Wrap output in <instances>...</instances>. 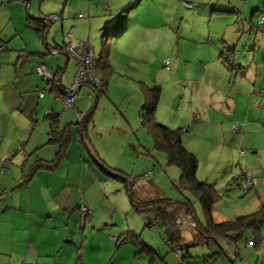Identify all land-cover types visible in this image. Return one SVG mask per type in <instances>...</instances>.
I'll use <instances>...</instances> for the list:
<instances>
[{"label":"crops","instance_id":"1","mask_svg":"<svg viewBox=\"0 0 264 264\" xmlns=\"http://www.w3.org/2000/svg\"><path fill=\"white\" fill-rule=\"evenodd\" d=\"M173 1L171 4V0H0V264H148L146 256L135 253V246L129 237L128 240L123 238L127 234H137L145 245L162 258L154 260L153 264H176L175 254L167 249L162 238L167 231L180 229L177 222L172 226L164 222H158L160 225L156 227L142 225L137 230L128 221L129 212L121 210L109 215L96 213L87 200L79 204H83L87 210L90 207L92 211L88 210L87 216L81 219L75 207L78 200L74 194V190L78 194H85L88 188H93L91 193L94 195L98 194L99 184L104 179L98 167L91 163L85 168L81 160L86 159L85 152L88 151L101 159L102 151L93 143L89 126L92 124V129L103 132L105 127L99 124L95 112L104 110L103 106L119 108L123 100L121 97H126L125 93L118 99L115 97L117 81L120 79L124 83L130 76L142 72L138 69L139 64L153 62L152 58L147 59V53H153L152 45L156 36L165 41L167 54L174 56L171 43L173 40L178 47V38L181 36L178 29L187 11L182 4L181 7L178 4L180 0ZM240 1L241 7L228 2L233 13L242 16L241 11L249 7L251 0ZM172 5L176 12L174 15H171ZM51 15L56 19L46 23L42 37L36 27L27 21L28 16L50 18ZM227 17V38L225 41L223 39L222 49L228 46L234 50L233 63L240 70L239 77L264 78V52H261L264 51V45L258 46L257 53H251L250 50L254 49L249 45L250 24H246L244 19L236 24L232 14ZM246 17L244 14L243 18ZM173 21H180L175 32L171 29ZM53 22L54 35L50 28ZM155 24L158 25L157 34L154 32ZM71 40L87 42L92 49L98 62L97 72L105 83V98L100 92L81 85L73 100V108H65L53 100L50 83L44 81L34 67L43 65L50 75L58 76V89H65L75 70V62L64 51V44ZM59 56L63 58L62 65ZM174 57L170 66L166 58H162L160 63L166 69L165 75L175 79L181 70L184 71V66L177 54ZM162 60H167L166 67ZM215 63V70L223 72L222 64H218V61ZM142 82L136 80L137 86L145 93L144 89L148 87ZM53 89L54 92L60 91ZM192 91L189 90L191 96ZM39 92H42L41 97L38 96ZM249 94L248 89L244 97H249ZM143 96L145 98V94ZM208 96L210 101H214L210 104L212 106L216 103L219 105L220 98H223L221 101L225 109L222 111L228 119H235V130L237 126L242 129V142L246 136L243 127L247 115L236 112L240 107V91L235 88L231 94L222 95L217 90ZM260 97L263 99L264 94ZM250 108L251 104L248 103L246 113ZM44 110H50L56 117L57 129L67 124L74 127L70 129L64 155L56 167L52 170L39 169L22 183L36 160L49 161L58 150L57 143L47 141L50 121L42 116ZM118 112L122 119L117 120L118 116L113 114L111 122L117 126L113 128L123 135L129 131L135 132L136 127H133L126 111ZM77 114H89V119L80 128V142L76 140L80 134L75 123ZM31 118L36 121L33 128L29 129ZM16 143L22 144L25 159L16 150ZM144 151L148 153L146 148ZM134 190L137 191L136 188ZM157 198L138 196L137 202ZM68 206L73 209L67 210ZM131 209L143 219L152 217L150 211H138L132 205ZM116 215L120 220L114 219ZM107 217L114 223H111L113 227L102 228L101 224L97 225L98 220L106 222ZM87 218L88 234L96 229L103 235L96 245H86L87 235L81 236L80 241L76 242L79 235L76 230L85 227ZM191 233H184V242L191 239ZM246 236L248 234L243 235ZM225 239L219 240V243L226 255L222 254L212 264H258L255 258L259 256L264 260V232H261V244L256 252L245 247L243 239H234V243ZM202 240L200 238L198 245L191 250L193 257L186 264H203L199 256L211 248L216 249L214 245L203 244Z\"/></svg>","mask_w":264,"mask_h":264},{"label":"rangeland","instance_id":"2","mask_svg":"<svg viewBox=\"0 0 264 264\" xmlns=\"http://www.w3.org/2000/svg\"><path fill=\"white\" fill-rule=\"evenodd\" d=\"M191 1L194 5L191 9H185L187 16L181 21V27L178 29L180 21H173L171 27L174 32L178 29L181 35L178 38V47L172 40L171 53L174 56L175 54L179 56L184 71L181 70L175 79L165 75L166 69L161 66L160 60L162 58L168 59L170 66L175 57L167 54L165 41L159 40L156 36L152 45L153 53H147V59L151 60L152 58L153 62L148 64V61L144 65L139 64L138 69L142 72L130 76L124 83L120 79L117 81L115 97L118 99L123 93L126 94L125 98L121 97L123 100L120 101L119 108L112 105L110 107L103 106L104 110L98 109L95 112V118L99 124L101 123L105 127V130L99 132V130L92 129V124L89 126V134L93 143L102 151L100 160L111 174L102 172L98 168L104 177L102 184H99L98 194L91 193L93 188H88V192L85 194H78L74 190L78 200L76 205L87 200L96 213L101 212L109 215L121 210L129 212L128 221L137 230L141 228L146 219L131 209L128 182H131V187L133 186L134 192H131V197L136 201L138 196L150 199L169 198L170 202L155 200L153 203L152 201L148 202L145 207L152 213H155L154 209L161 211V213L168 210L177 212V224L179 225V221L181 223L179 228H182L184 224L183 217L190 219L192 215L197 223L203 225L206 220L200 204L187 189L180 185V170L174 165L166 164L163 153L152 149L151 137L139 125L138 109L144 103V91L137 86L136 80L143 81L142 83L148 88L156 86L159 88V98L154 114L156 123L170 129H186L182 133V140L184 147L197 159L196 178L211 185L214 193L218 196L210 207V214L214 223L253 212L258 209L261 203H264V98L262 99L260 96L263 95L259 94L260 90H264V78L259 76L241 78L239 77V68L234 67L233 71L227 70L219 57L223 50V39L225 41L227 38L225 19L228 18L229 14L234 15L236 24H239L240 18L244 19L246 24H250L251 43L249 45L252 46L250 48L254 49L250 50L251 53H257L259 51L258 46L264 45V24L257 22V13L262 11L263 0H251L249 7L246 6L241 11L242 16L239 14L240 18L238 13H233L234 10L228 2L231 1V3L241 7L240 0ZM172 3H174L173 0H171ZM198 3L202 5L196 6ZM178 4L181 7V3ZM255 7L258 12L252 15ZM174 13L176 12L172 5L171 15ZM13 14L16 15L14 12ZM244 14H246V18H243ZM50 28H52L51 34L54 35V22ZM157 31L158 25L154 28L156 34ZM66 39H68L67 35ZM226 47L228 48V46ZM59 59L60 65H62L63 58L59 56ZM217 61L218 64H222L223 72L215 70V62ZM235 88L240 91L238 101L240 107L236 109V112L242 116L243 114L244 116L247 115L243 127L246 136L242 142V129L237 126L236 130H232L231 125L235 119H228L226 113L222 111L225 109V105L221 101L223 98H220L219 105L216 103L215 106H212L210 104L214 101H210L208 96L217 90L222 95L231 94ZM190 89L193 90L192 96L189 93ZM248 89L249 97H244ZM42 91L45 93L44 89ZM46 94L48 93L46 92ZM101 94L105 98V95ZM128 103L131 105L128 106ZM248 103L251 104V108L246 113L245 108ZM60 104L62 105V103ZM136 104L139 106L136 107ZM119 110L126 111L129 115L133 127H136L135 132L129 131L127 135H123L116 128H113L117 126L111 122L113 120L111 116L114 114V116H118L117 120H121ZM75 120H77V115ZM143 147L148 150V153L144 151ZM85 157V160H81L85 168L91 163L97 168L88 152H85ZM246 172L252 178L256 177L257 184L244 192L240 188V182ZM135 188L137 191L134 190ZM186 198L190 200L192 209L187 210L184 214ZM66 209L72 210L73 208L68 206ZM66 209L63 208L65 211ZM44 210L45 212L48 211ZM88 210L90 211L91 208L89 207ZM120 217L124 223L123 214ZM88 218L85 227H79L76 230L79 232L76 242L80 241L81 236L87 235L86 245H96L103 235L94 227L91 228L94 230L88 234ZM117 218L118 215L114 217V219ZM118 219L120 220V218ZM105 221L98 220L97 225L101 224L102 228L113 227V225L111 226L113 222L109 220V217ZM189 223L190 221H187L184 225L189 227ZM145 230L147 231L146 228ZM260 232H264V219L260 225ZM202 242L203 244L206 243V241ZM257 250L254 249L255 252ZM257 261L258 264H264V260L260 256Z\"/></svg>","mask_w":264,"mask_h":264},{"label":"trees","instance_id":"3","mask_svg":"<svg viewBox=\"0 0 264 264\" xmlns=\"http://www.w3.org/2000/svg\"><path fill=\"white\" fill-rule=\"evenodd\" d=\"M180 2L182 6L186 9H191L192 6L194 5L190 0H180ZM186 4H188L189 6H187ZM253 10H252L253 11L252 15L258 12L257 8H254ZM257 15H258L257 16L258 24H264V20L262 22L259 21L261 16H263L264 18V0L262 3V11L258 12ZM238 16L240 18L239 13ZM241 20L243 19L240 18V21ZM27 21L31 23L34 27H36V30L39 32L40 36L42 37L43 36L42 34L47 26L46 23L51 22L52 19L48 17L28 16ZM233 52L234 50L232 48L230 49L224 48L219 55L221 59V63L227 70H232L235 67L232 57ZM94 62H95L96 74L100 78L101 91L100 90L97 91V89H94L88 84H82V85H86L92 88L96 92L103 93L105 91V83L97 72V68H98L97 60L95 59ZM99 65L101 67V63ZM164 67H166V65H164ZM43 80L50 83V91L53 90L52 97L54 99L55 90L53 88H55L56 90H60V88L58 89V85H57L58 76L50 75V78ZM60 91L64 93V89H61ZM260 91L261 92L259 94L263 95L264 90H260ZM144 94H145L144 103L141 105V107L138 110L140 127L144 128L148 133V135L151 137L152 149L162 152L166 164L174 165L180 170V176H179L180 185L183 188L187 189L194 196V199H196V201L200 204L206 220L205 224L203 225L199 222L197 223L192 215L190 216V219H185V217L182 216L183 217L182 220L184 221L183 222L184 224H186L187 221H190L189 227L183 224L182 228L180 229H174V231L173 229H171L169 230V232L166 230L167 231L165 233L166 236L163 237L162 240L165 243V246L168 247L167 249H170V251L173 254H175L177 258L176 264H186L187 261L193 257V255H191L190 252L193 248H195L196 245H198V243L200 242V238L203 239L202 241H206L207 244L211 246L214 245L213 248H216L215 250L214 249L211 250L212 249L211 248L207 253H203V255L199 256L202 259L203 264H212L213 261H215L222 254L226 255L219 243V240H222L223 238H226L225 239L226 241L230 240L229 242H233V243H234V239L237 240L243 239L245 247L252 248L253 250L257 249L258 246L261 244L260 225L262 223V220L264 219V203H261L258 209H256L253 212L236 216L230 220H224L218 223H214L213 219L211 218L210 207L214 203V201L217 200L218 196L214 193V189L211 185L206 184L205 181H201L196 178L195 173L197 167V159L194 154L189 152L184 147L182 140V133L185 132L186 129L183 128L170 129L168 127L156 123L154 119V114L159 98V88L157 86L153 88H147ZM38 96L41 97L42 92H39ZM43 116L44 118L50 121L49 138L47 139V141L48 143L49 142L57 143L58 150L54 155V157L49 161L36 160L28 170V173L25 174L22 183L26 182L32 176V174L39 169H44V170L54 169V167H56L57 163L64 155L66 143L68 141V136L69 134H71L70 129L73 126L72 124H67L63 128L57 129L56 117L53 115V113L50 110H46ZM88 119H89V114H84V115L81 114L80 119L75 120V123L77 124L80 133L76 137V140H78V142L82 141L80 128L83 126V123ZM30 120L31 123L29 129H32L36 119L31 118ZM231 128L232 130H235L236 124L232 123ZM15 147L16 150L20 152L23 155V158L25 159L26 155L22 150V144L17 143V146ZM88 152L90 154L92 161L102 172L111 174L105 168L106 166H104L103 162L96 157V155H94L91 151ZM246 182H249V184L246 188H243L242 185ZM130 184L131 182H128V186H130V191L128 187V191L130 194L129 195L130 204L134 207V209L138 211H148L147 210L148 208H146L145 205L151 201H139V202H137L136 200L134 201V198L131 197V192L133 193L134 191ZM255 184H256L255 178H252L248 172L244 173L243 179L240 182V188L244 192H246L251 187L255 186ZM155 200L170 202V199L165 197H160ZM155 200H152V203L155 202ZM185 202H186L185 204L186 206L184 208L185 209L184 214H186L187 210L192 209V205L188 198H186ZM79 205L80 204L77 205L76 209L80 214V211L78 210ZM157 209H159V207H157ZM154 212L155 213L151 212L152 217L150 216L148 219L145 220V223L143 224L144 227H151L153 226L152 224L159 226L160 224H158V222L161 223L164 222L165 224L168 223L170 225L174 224L175 220L176 222H178L177 212H173V211L170 212L168 210V211H162L163 213H161V211L155 209ZM86 216L87 215L82 217H86ZM179 220L181 219L179 218ZM155 221H157V223ZM180 225L181 223L179 221V226ZM184 231L185 232L188 231L190 233L192 232L191 233L192 237L190 241L184 242L183 239L185 233ZM244 234H248V236L243 237ZM128 237H129V241L135 246V253L136 254L142 253L144 256H146L148 260V264H153L154 260L156 259L158 260L162 259L161 257H158L156 252L153 251L151 247L145 245L137 234L136 235L127 234L123 238H126L128 240ZM255 260L257 261L258 259L255 258ZM256 263L257 262H255L254 264Z\"/></svg>","mask_w":264,"mask_h":264},{"label":"built area","instance_id":"4","mask_svg":"<svg viewBox=\"0 0 264 264\" xmlns=\"http://www.w3.org/2000/svg\"><path fill=\"white\" fill-rule=\"evenodd\" d=\"M186 5L189 6L188 4ZM50 19L53 20L56 19V17L51 15ZM263 20L264 18L261 16L259 21L262 22ZM64 51L75 62V70L69 84L64 89V93L61 91L54 92V99L60 101L65 108H73V100L82 84H88L94 89H97V91H101V83L100 78L96 74L94 62L95 55L87 42L76 40L68 41L64 45ZM162 64L166 65L167 60H162ZM35 72L43 79L50 78L49 72L41 64L35 67ZM79 119L80 114H77V120ZM248 184L249 182H246L242 187L246 188ZM78 210L81 216H85L89 213L83 204L79 205Z\"/></svg>","mask_w":264,"mask_h":264}]
</instances>
